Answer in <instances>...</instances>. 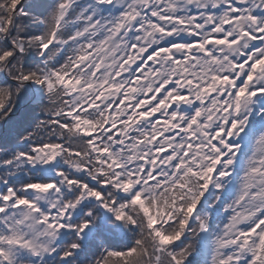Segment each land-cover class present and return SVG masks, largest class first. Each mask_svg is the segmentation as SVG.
Wrapping results in <instances>:
<instances>
[{"label":"snow or ice","instance_id":"1","mask_svg":"<svg viewBox=\"0 0 264 264\" xmlns=\"http://www.w3.org/2000/svg\"><path fill=\"white\" fill-rule=\"evenodd\" d=\"M0 264H264V0H0Z\"/></svg>","mask_w":264,"mask_h":264}]
</instances>
